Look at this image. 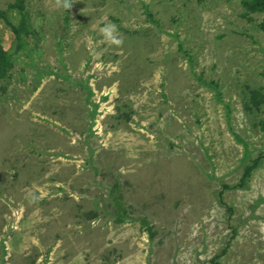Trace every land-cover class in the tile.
<instances>
[{"label":"rangeland","instance_id":"1","mask_svg":"<svg viewBox=\"0 0 264 264\" xmlns=\"http://www.w3.org/2000/svg\"><path fill=\"white\" fill-rule=\"evenodd\" d=\"M250 1L0 0V264H264Z\"/></svg>","mask_w":264,"mask_h":264},{"label":"trees","instance_id":"2","mask_svg":"<svg viewBox=\"0 0 264 264\" xmlns=\"http://www.w3.org/2000/svg\"><path fill=\"white\" fill-rule=\"evenodd\" d=\"M248 7L250 10L262 12L264 14V0H251L248 4ZM259 27L261 30L264 31V18L259 23ZM4 58V54L2 51V48L0 47V59ZM264 156V154L258 155V157L251 160L249 164H246L243 169V174L240 178V181L237 185H234V187H243L246 186L247 179L251 176L253 170L259 166L261 158ZM224 187H228V185H224Z\"/></svg>","mask_w":264,"mask_h":264},{"label":"clouds","instance_id":"3","mask_svg":"<svg viewBox=\"0 0 264 264\" xmlns=\"http://www.w3.org/2000/svg\"><path fill=\"white\" fill-rule=\"evenodd\" d=\"M69 4H65V8H68ZM98 35L101 41L113 46H120L123 44V37L118 32L117 26L112 22H104L98 27ZM34 198V197H33Z\"/></svg>","mask_w":264,"mask_h":264},{"label":"crops","instance_id":"4","mask_svg":"<svg viewBox=\"0 0 264 264\" xmlns=\"http://www.w3.org/2000/svg\"><path fill=\"white\" fill-rule=\"evenodd\" d=\"M1 45H2V43H1ZM4 49V48H3Z\"/></svg>","mask_w":264,"mask_h":264}]
</instances>
